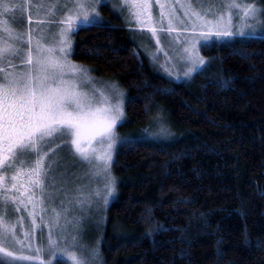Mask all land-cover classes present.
I'll return each instance as SVG.
<instances>
[{
	"label": "trees",
	"instance_id": "16d2710c",
	"mask_svg": "<svg viewBox=\"0 0 264 264\" xmlns=\"http://www.w3.org/2000/svg\"><path fill=\"white\" fill-rule=\"evenodd\" d=\"M102 12L72 58L120 83L117 129L139 139L115 152V197L87 244L101 264H264V33L203 47V69L178 83ZM154 120L171 135L139 137Z\"/></svg>",
	"mask_w": 264,
	"mask_h": 264
},
{
	"label": "snow or ice",
	"instance_id": "6c2138e0",
	"mask_svg": "<svg viewBox=\"0 0 264 264\" xmlns=\"http://www.w3.org/2000/svg\"><path fill=\"white\" fill-rule=\"evenodd\" d=\"M101 0H32V5H38L37 11L47 9L45 18L39 20L40 24L47 23L51 33L52 25H59L60 32L52 33V39L61 37L59 49L66 56L65 49H71L70 35L90 26H99L101 21L92 5ZM120 0H118V3ZM257 0H207L208 7L203 5L205 0H189L181 3L179 7L185 9L183 17H178L170 5L161 4V12L158 18L150 14V4H122V10H129L132 17L141 25V30L147 29L156 35L157 27L163 31V20H168V31L175 26L183 25L195 33L202 28L200 47H209L213 43V37H231L245 35L244 29L264 30V8L256 7ZM220 7L214 11V6ZM198 4L200 10L193 5ZM32 5H29L31 8ZM91 9L86 11L85 9ZM170 11L165 12L164 9ZM9 11L4 8V13ZM227 12V24L225 15ZM59 13V17L58 14ZM67 13V15H65ZM148 13V15H145ZM216 13H219L217 15ZM212 16L213 19H208ZM233 18L243 22V27L233 31ZM17 23H23L21 15L19 21L11 18L7 35L0 32V172L5 173L3 189L0 195L4 199L0 206L6 209L9 204L17 203L10 193H18L19 203L23 204V198L28 197V203L35 206L45 201L55 203L62 197L60 210L54 211V227L61 229L66 234L65 243L69 249L74 250L70 257L73 264H93L96 258L95 250H89L80 242V217L74 213H83L85 208H91L94 197H100V191L85 192L87 186L75 188L73 178L69 175V169L74 165H87L89 172L86 176L98 177L103 174L107 177L109 165L112 160V149L116 138L114 129L122 120L124 113L122 106L117 104L106 108H93L95 93L90 97L87 93L78 90V87H86L90 80L81 79L79 85L65 80L67 73L65 68H70L72 74L83 70L75 65H67L54 57L55 49L45 48L41 41L47 39L40 36L33 37L40 29L34 28L29 13L28 33L22 27H16ZM152 25H156L155 27ZM159 42V41H158ZM188 52V49H184ZM200 65L205 64L201 59ZM185 72L184 75H190ZM106 99L101 102H106ZM145 132L148 130L145 129ZM153 135H171L166 128H161L160 133ZM123 143L134 144L139 139L133 134L121 138ZM106 142L107 147L103 155H97L91 147L92 141ZM60 141V143H56ZM85 144L89 147H85ZM55 145V147H53ZM61 149L67 150L72 157H79L69 165L63 173L59 171L60 162L64 157ZM8 173L11 187H8ZM59 182V183H58ZM114 181H107L108 195H111V185ZM51 189V191H49ZM107 203V198H104ZM64 223L61 225L60 221ZM8 227L0 235V241L8 238ZM70 242V243H69ZM60 241L49 239V247L59 246ZM78 250V254L75 252ZM39 251L43 252L44 249ZM28 259L26 256H13L12 252L5 251L0 254V264H9V260ZM58 260H63L62 255H57Z\"/></svg>",
	"mask_w": 264,
	"mask_h": 264
},
{
	"label": "rangeland",
	"instance_id": "374dc122",
	"mask_svg": "<svg viewBox=\"0 0 264 264\" xmlns=\"http://www.w3.org/2000/svg\"><path fill=\"white\" fill-rule=\"evenodd\" d=\"M188 2L189 0H120L118 3V0H101V2L93 4L92 8L95 9L101 23L106 20L105 13L102 11L107 10L108 12H112L114 15H117L127 26L129 34L136 43L135 45L138 46L141 55L147 58L149 64L164 77L181 83L189 81L194 73L203 69L205 64H199L201 59L205 62L207 61L204 55L201 54L203 47H200L199 43L201 32L207 31V29L198 27L195 33H193L189 24L188 27L177 25L173 31L169 32L168 20L165 18L163 20L164 30L161 31L157 27V32L154 36L147 29L141 30V25H139L134 18L129 17V10L126 8L122 10V4H150V14L154 18H158L161 12V8L159 7L161 4L170 5L175 10L178 17H183L185 9H181L179 5L181 3L186 4ZM29 5H32V0H0V32L7 35L11 18L15 17L17 21H19L22 15L23 23H17L16 27L23 28L25 39H27L29 13L31 12L33 27L40 29L33 37V46L35 45V40L40 36L43 35L47 37V39L41 41V43L45 48L52 47L55 49V52L53 53L55 58L59 59L61 63L75 65L83 70L82 72L73 75L70 68H65L64 71L67 75L64 79L78 85L81 79H87L92 82L86 87H78V90L87 93L90 97L93 95V92L95 93L96 99L92 104L94 109L106 108L119 104L122 106L124 113L126 92L121 87L120 83L115 78L112 79L104 75L102 76L99 72H97V70L89 68L81 63L79 64L77 61L73 60V35L68 37L71 42V49H65L66 56L61 53L59 51V49L63 47V45L59 42L61 37L57 35L55 40L52 39V33H59L61 26L52 25L50 33L49 25L47 23H39V20H43L45 18L47 9H40L37 11L38 5H32L31 8ZM6 6L9 11L4 13V8ZM203 6L205 8L209 6L207 0H205ZM193 7L196 10H200V6L198 4H194ZM219 7L220 5L217 3L214 6V11ZM256 7L264 8L260 3H258V1L256 2ZM85 10L91 11V9L87 8ZM164 11L168 12L170 9L165 8ZM216 14L219 15V13ZM57 15L59 17V13ZM65 15H67V13H65ZM145 15H148V13H145ZM224 15L225 24H227L228 13L225 12ZM208 19H213V17L209 16ZM152 26L155 27L156 25ZM242 27L243 22L233 18V31ZM254 27L256 30L244 29L245 35L243 36L257 37V35L264 33V30H259V25H255ZM237 36L239 37L241 35L237 34L231 37L222 38L213 37V43H224V41H228L230 38H235ZM213 43H211V45ZM185 48L188 49V52L184 51ZM190 70V75L185 76L184 73L189 72ZM105 98H107L106 102H101L104 101ZM124 120L125 114L114 129V136L117 142L112 149V160L109 165L107 177L103 174L94 178L86 176V173L89 172L87 165L81 166L77 164L69 169V175L73 178L75 188L87 186L85 188V192L91 191L94 193L96 191H100L101 193L100 197L93 198L94 203L91 208L86 207L83 213H74V215L80 217L79 239L81 244L86 246L89 252H91V250H95L96 258L93 261V264H101L99 260V252L97 249L89 247V243L87 244V236L97 233V228H101L105 225V218H107L105 212L107 211L109 202L115 197L116 181L112 175L111 164L114 160L113 158L118 146L123 143L121 138L127 137L120 133L117 129L118 126L124 122ZM160 129L161 123L154 120L147 128L148 131H142L140 134L141 136L139 137L149 140L166 139L167 135H153L160 133ZM56 143H60V141H56ZM53 147H55V145H53ZM85 147H89V145L85 144ZM91 147L96 150L97 155H103V150L106 149L107 144L106 142L101 144L98 140H93ZM59 151L64 159L60 162L59 171L55 173L56 175L63 173L69 165H73L74 160L79 159V157H72L67 150L61 149ZM11 174L12 173L7 174L9 178V188L11 187ZM4 177L5 173L0 172V181H3ZM109 180L114 181L111 185V195H108V188L106 187L107 181ZM2 189L3 184L0 183V191H2ZM49 191H51V189ZM10 195L14 199H17V203L8 205L6 209V216L4 207L0 206V235L3 234L5 225H7L9 232L8 238L0 241V254H3L5 251H10L13 256H26L28 259L9 260V264H55L57 255H62L66 264H73L70 257L74 254V250L69 249L68 251H64L67 247V244L65 243V240L67 239L66 234L62 233L61 229L54 227L55 214L53 209L55 208L57 211L60 210L62 197L57 198L55 203L45 201L43 205L37 203L33 206V204L28 203L27 196L23 198L24 203L21 204L18 202V193L12 192ZM105 197L107 198V203L104 202ZM3 199V195H0V202H2ZM60 223L63 225V219H61ZM50 236L53 241H60L59 246L49 247ZM40 249H44V251L41 252L39 251ZM75 252L78 254V250H75Z\"/></svg>",
	"mask_w": 264,
	"mask_h": 264
}]
</instances>
